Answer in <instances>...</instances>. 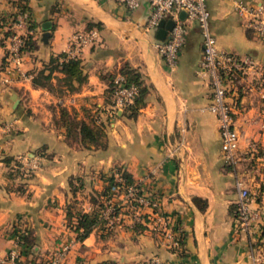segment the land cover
Segmentation results:
<instances>
[{
  "label": "crops",
  "instance_id": "obj_1",
  "mask_svg": "<svg viewBox=\"0 0 264 264\" xmlns=\"http://www.w3.org/2000/svg\"><path fill=\"white\" fill-rule=\"evenodd\" d=\"M16 1L0 0V13L12 10ZM23 1L32 19L22 60L29 78L0 84V158L12 157L18 164L17 156L24 154L36 166L23 174L12 160L0 174V254L15 250L11 264H37L67 243L64 264H137L152 254L179 264H251L252 254L264 252V164L247 147L251 139L264 146V107L257 92L240 96L233 115L239 132L236 157L227 163L216 117L206 107L210 89L197 68L201 35L194 20L182 17L183 39L169 67L153 45L156 27H146L151 7L144 0L134 9L114 0ZM247 1L264 5V0ZM204 2L216 45L251 56L264 70V39L244 26L231 0ZM90 26L98 35L78 53L82 82L73 81L71 90L62 84L60 93L32 82L38 70L48 71L50 57L60 61L73 32ZM124 64L147 86L134 115L125 106L110 109L109 83ZM61 75L53 69L49 85ZM81 120L102 125L103 145L81 137ZM116 168L177 221L183 231L177 249L149 226L132 228L123 200L110 218L100 209L88 233L76 239L75 215L95 208L104 176ZM236 179L248 188L255 211L247 231L233 228ZM16 228L30 231L29 245L14 240Z\"/></svg>",
  "mask_w": 264,
  "mask_h": 264
},
{
  "label": "built area",
  "instance_id": "obj_2",
  "mask_svg": "<svg viewBox=\"0 0 264 264\" xmlns=\"http://www.w3.org/2000/svg\"><path fill=\"white\" fill-rule=\"evenodd\" d=\"M128 9H134L143 0H114ZM150 5V12L146 19V27H156L159 19H171L173 24L163 39H156L153 43L156 52L167 66L172 67L177 49L183 39V18L179 16L184 11V17L194 20L201 35V55L197 63L198 71L207 78L210 89V99L207 109L212 112L217 121L219 147L224 161L232 163L236 157V141L239 132L234 125L233 115L236 113L240 96L247 92L256 91L264 107V70L249 55H237L219 48L215 38L209 31L208 16L204 0H144ZM236 15L243 20L249 31L264 39V5L258 1L231 0ZM31 19L27 9L18 6L5 14L2 29L7 33L3 40V54L0 62V84L8 86L29 78V73L22 67L25 35L30 31L28 21ZM97 29L75 31L69 37L68 48L59 60L77 57L81 48L93 43L97 38ZM113 88L110 94V109L116 110L131 102L136 93V86L127 83L122 73H116L112 78ZM9 129L11 123H4ZM261 127L264 128V108ZM250 155L260 164H264V146L259 147L255 140L247 142ZM18 169L27 174L36 163L26 155L17 156ZM5 163L0 158V174ZM114 182L109 186L108 196L103 201L102 214L110 218L115 215L117 201L123 200L130 213V223L143 222L151 229L158 231L170 247H178V230L172 229L174 220L162 213L159 202L153 195L140 191L134 184L123 185L122 178L114 172ZM236 197L234 199L233 228L235 231H247L255 217V211L250 207L251 196L248 188L241 180H235ZM146 220H144V217ZM14 235V240H16ZM69 245L61 244L48 257L45 264H64ZM17 253L10 250L7 254H0V264H11ZM137 264H179L172 263L157 254H152ZM251 264H264V252H257L251 256Z\"/></svg>",
  "mask_w": 264,
  "mask_h": 264
},
{
  "label": "trees",
  "instance_id": "obj_3",
  "mask_svg": "<svg viewBox=\"0 0 264 264\" xmlns=\"http://www.w3.org/2000/svg\"><path fill=\"white\" fill-rule=\"evenodd\" d=\"M15 6H18L20 9H27V6L25 4V2L23 0H18L16 1V3L14 4ZM5 14L6 13H0V27H2V25L5 22ZM28 28L30 29L32 26V19H30L28 21ZM92 27L95 26H90L87 29H90ZM3 32V37L4 35L7 33L6 31H2ZM25 44H24V50L28 49L29 47V33H26L25 35ZM60 56L63 55V53L59 54ZM47 68V72L44 73V71L42 69L38 70L35 75H33L32 77V82L33 83H40L54 91H61L60 89V85H65V87L68 90L74 89V84L73 81L76 82L77 84H79L80 82H82L84 80V74L82 73L81 69H80V65H79V59L78 57H72V58H67L64 60H60L57 61L56 57H50L49 61H48V66ZM53 69H57L58 71H60L62 73L61 76L59 77H55V84L53 86L49 85V80H50V73ZM119 72L122 73L125 77V80L127 83H133L136 86V93L133 96L132 100L130 103H128L124 108L126 109L127 113L129 115H134L137 108L143 104L144 102V95L147 91V86L146 84L143 83L141 76L139 75V73L131 68L128 67L127 64H124L120 67ZM113 88V83H112V79L110 80L109 83V92L111 94ZM60 113L63 115L65 114V109L63 107H60ZM70 124L72 123H76V121L70 120L69 122ZM79 124V131L81 134L82 138H85L86 140L93 142L94 145H103V141H101L99 139L100 135L102 134V130H101V124L99 125H95V126H91L89 123L85 122L84 120L78 121ZM3 160V162L5 164L10 163L13 160V163H16V161L12 158V157H8V156H3L1 158ZM12 167V166H11ZM16 172V171H15ZM114 172L118 173L119 176L122 178V182L123 185L126 186L128 184H134L137 188H138V192L140 193L141 189L139 188V186L133 182V180L131 179V177L129 176L128 173H126L124 170H120L119 168L114 169V171H112L110 174H107L104 176L103 180H104V185L102 187V189L100 190V197L101 200L97 201L96 206L94 209H92L90 212H78L75 215V219H74V224H73V229L75 231V237L76 239H82L89 231L91 225L97 220L98 213L99 210L102 209L103 207V201L104 199L108 196V192H109V186L110 184H112L114 182ZM115 207V211H116ZM233 212H234V205H233ZM144 220H146L145 216ZM144 226H148L143 222H133L131 224L132 228H140V227H144ZM172 229H179V226L177 224V221H174L173 225L171 226ZM13 234L17 237L16 241L18 244H24V245H29L32 241V236L30 231L28 230H20V229H13ZM182 239H183V231H181L180 229L178 230V242H179V246L182 243ZM178 246V247H179ZM178 247H170V249L174 250L177 249ZM46 260H41L39 262H37V264H45ZM97 264H119V263H115L113 261H102L100 263Z\"/></svg>",
  "mask_w": 264,
  "mask_h": 264
},
{
  "label": "water",
  "instance_id": "obj_4",
  "mask_svg": "<svg viewBox=\"0 0 264 264\" xmlns=\"http://www.w3.org/2000/svg\"><path fill=\"white\" fill-rule=\"evenodd\" d=\"M185 15L184 11L179 12V16L182 18ZM173 21L171 19H159L156 25L155 37L157 39H163L166 36L167 31L171 28ZM44 26L48 25V21L43 23Z\"/></svg>",
  "mask_w": 264,
  "mask_h": 264
},
{
  "label": "rangeland",
  "instance_id": "obj_5",
  "mask_svg": "<svg viewBox=\"0 0 264 264\" xmlns=\"http://www.w3.org/2000/svg\"><path fill=\"white\" fill-rule=\"evenodd\" d=\"M207 20L209 21V16H208ZM208 27H209V25H208ZM209 30H210V29H209ZM60 89H61V88H60ZM56 92L60 93V91H57V90H56ZM99 139H100L101 141H103L102 135H100ZM14 160H15V159H14ZM15 165H17V164L15 163ZM46 259H48V258H46Z\"/></svg>",
  "mask_w": 264,
  "mask_h": 264
}]
</instances>
